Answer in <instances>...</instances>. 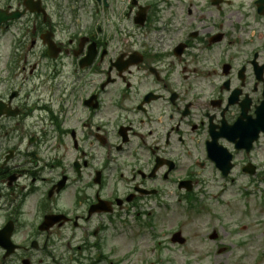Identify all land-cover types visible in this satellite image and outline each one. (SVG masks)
Here are the masks:
<instances>
[{
    "label": "flooded vegetation",
    "instance_id": "flooded-vegetation-1",
    "mask_svg": "<svg viewBox=\"0 0 264 264\" xmlns=\"http://www.w3.org/2000/svg\"><path fill=\"white\" fill-rule=\"evenodd\" d=\"M262 114L264 0H0V264H119L168 165L210 132L243 176Z\"/></svg>",
    "mask_w": 264,
    "mask_h": 264
},
{
    "label": "rangeland",
    "instance_id": "rangeland-1",
    "mask_svg": "<svg viewBox=\"0 0 264 264\" xmlns=\"http://www.w3.org/2000/svg\"><path fill=\"white\" fill-rule=\"evenodd\" d=\"M261 190H264V187H261ZM218 191V186L210 187L208 194L210 198L202 201L198 206L199 213H193L190 217H186L181 208L171 205L170 217H167L162 227L168 229L181 227L183 235L189 240L183 247H170L168 237L165 238V251L162 255L168 257L169 264H252L257 252H262L264 255V248L246 250L229 245L234 241L242 242L241 236H244L246 231V234L254 237L253 240L263 242L264 217L260 218L264 214L262 192L244 198L243 201L246 200L247 205L243 201L241 205L238 197L230 199L227 192L214 195ZM176 223L179 224L175 225ZM242 225L248 226V229L241 233ZM158 229L160 230L159 227ZM231 229L234 234L228 236ZM214 230L217 231L219 238L210 240L209 235ZM150 245L146 229H139L138 232L135 229L133 239L123 242L119 251L123 256L124 254L128 256L130 250L135 251V254L121 264H137L135 258H140V254L145 258ZM260 264H264V258L261 259Z\"/></svg>",
    "mask_w": 264,
    "mask_h": 264
}]
</instances>
